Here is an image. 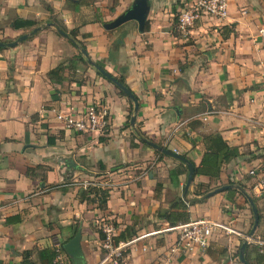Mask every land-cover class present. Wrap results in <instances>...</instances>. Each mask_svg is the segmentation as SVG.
<instances>
[{"label": "crops", "instance_id": "crops-1", "mask_svg": "<svg viewBox=\"0 0 264 264\" xmlns=\"http://www.w3.org/2000/svg\"><path fill=\"white\" fill-rule=\"evenodd\" d=\"M134 1L0 0V40L13 42L30 32L14 29L16 18L42 27L31 39L0 50V264H22L26 251L38 261L37 252L62 244L77 222L86 264H102L98 230L104 222H113L117 232L134 223L139 234L163 228L157 213L169 206L170 195L181 196L187 174L179 160L160 156L146 141L199 165L203 139L215 133L243 155L219 181L199 176L195 182L211 188L243 183L263 215L254 239L264 240V0H230L227 19L203 15L187 34L176 32L174 18L192 0H149L144 33L135 21L104 28ZM51 16L68 30L79 28L77 40L89 57L125 79L140 105L135 125L129 122L130 98L94 68L78 64L79 48L58 34ZM68 63L73 68L64 71L62 82L49 78ZM92 104L108 110L107 133H74L57 123V112H82ZM138 133L148 139L141 141ZM172 170L180 172L177 185ZM88 185L109 190L105 210L79 201L78 192ZM190 214L191 220L230 221L244 231L251 209L242 196L232 203L222 192L191 206ZM16 215L21 223L5 224ZM175 239L165 233L142 241L122 264L216 263L208 250L171 255ZM242 241L235 242L238 248Z\"/></svg>", "mask_w": 264, "mask_h": 264}, {"label": "trees", "instance_id": "trees-1", "mask_svg": "<svg viewBox=\"0 0 264 264\" xmlns=\"http://www.w3.org/2000/svg\"><path fill=\"white\" fill-rule=\"evenodd\" d=\"M185 8H186V5L184 6V8H182V10ZM48 11L51 14H53L52 8L49 7ZM49 23H54L56 26V30H57L58 34L61 35V32L66 34L67 38L71 41V43L74 46H76L77 48H79V50H80L79 55L75 58L77 60L78 64H81V65L86 66V67L94 68V70L96 71V73L100 77H102L105 80H107L108 82L112 83L110 80H108L99 71L98 68H95V66H92L88 62V58L83 56L81 50L82 49L86 50V46L83 44V42H79L77 40V37L80 35L79 28L76 27L72 30H68V28L63 23L56 20L53 16H51V18L49 19ZM174 25H175L176 32H180L179 28H178V13L177 12H175ZM39 26H40V24L38 22L26 20V19H22V18H16L13 21V27L16 30L21 29V30H26V31L27 30L32 31L33 29H35ZM148 28H149V26H148V24H146L145 31H147ZM176 34L179 35L178 33H176ZM34 35H32L29 39L34 37ZM90 36L91 35H89V37ZM0 41H2V40H0ZM2 42L7 43L6 41H2ZM4 49H7V48L0 47V50H4ZM95 63H96V66H98L102 69H105L104 64H102L100 62H95ZM67 68H73V67L70 63L61 64L56 69L49 72L48 76L51 80H53L54 76H59L60 82H62V80H64V76H63L64 71ZM116 79L120 83H122L125 87H127L129 89V87L126 84V81L123 77H118V78L116 77ZM116 89L118 90L120 95L127 97L126 94L123 91H121L117 86H116ZM129 100L132 104V110H131V114L129 116V122H130L132 115H133L134 104H133V101L131 99H129ZM108 129H109V125H108L105 133L108 132ZM137 135L140 136V137L137 136V138H139L141 141L145 142V139H148L146 136H143L139 133ZM203 142L205 145V152L203 154V157L201 159L200 164L196 165L191 159L188 158V160H190L194 164V167H195L194 180L192 182V184L194 185L193 191L192 192L188 191L186 193L185 186H184L181 196L175 195L168 202L169 206L167 208L160 209L157 213L158 221L161 222L162 224H166V226H164L163 228L168 227V226L174 227V226H177L179 224L190 222L191 221L190 207L205 202L207 200V195L210 192L214 191L216 188L224 186V185H220V186H216L214 188H211L210 185H204L202 183L196 184V182H195L196 177L205 176V177H208L210 180L219 181L220 176H221L224 168L227 165H229L230 163H232L233 161L241 158L243 155L239 148L230 146L219 133H215V134H212L209 136H205L203 139ZM157 153L162 157L168 156L162 152H157ZM184 157L187 158V155H185ZM178 162L180 163L181 166H183L185 168V173L187 174V178H188L187 166L181 161H178ZM179 173H180L179 170H172L170 172V179H171L172 183H174L176 185H177V181L174 180V178L176 176H178ZM228 184L235 186V188L225 191L229 195V200L232 203H235V196L236 195L242 196L245 199L246 203L250 206L252 218L254 220V214H253L251 205L249 203V200L245 196V192L248 193L247 187L243 183L235 182L233 180H230L228 182ZM161 189H162V185L158 184L156 187V193L161 194V192H162ZM190 194L194 195L195 198L189 199ZM249 196L254 200V203L257 206V198L252 196L251 194H249ZM109 197H110L109 190L98 187L96 185L95 186L88 185L86 188L81 189L78 192V199L80 202L87 203V204H95L96 203L97 207L101 210H105L107 208V203H108ZM258 211H259L260 221H261V218H262L261 210L258 208ZM21 221H22L21 217L19 215H16V216H12L10 218H7L5 220V224H8V225L9 224H18V223H21ZM260 221H259V224H260ZM253 224H254V222H253ZM157 227L160 228L159 226H157ZM71 229H72L71 236L68 237L62 244H60L61 251L64 253H65V251L63 249V246H64V244L69 242L75 236V234L77 233V231L79 229V223L77 222L76 224L72 225ZM140 231H141V229H137L136 223H134L132 226L125 227L124 230H122L121 232L118 231L119 233L117 234V236L115 237L114 240H115V242L128 241V240L134 238L135 236H137ZM98 233L100 235V238L103 240L105 238V235L103 234V232L99 229ZM254 238H255V236H254ZM215 244H216L215 241H213L210 244L209 248L207 249L208 254L215 260H216V257L218 258L220 256H227V249L225 248V246H224V248L223 247L219 248ZM240 250H241V246L239 245V253H240ZM104 253H105V250H104ZM34 254L35 253L33 251H26V253L24 255V259L22 261V264H52L53 261L58 256V252H57L56 248H47V249L38 251L37 252L38 261H35L33 259ZM244 256H245V259L248 262V264H264V255L259 253V247L256 244H253V243L248 244L247 247L245 248ZM68 264H72V263L69 262Z\"/></svg>", "mask_w": 264, "mask_h": 264}, {"label": "built area", "instance_id": "built-area-1", "mask_svg": "<svg viewBox=\"0 0 264 264\" xmlns=\"http://www.w3.org/2000/svg\"><path fill=\"white\" fill-rule=\"evenodd\" d=\"M230 0H192L186 8L178 13V28L187 34L201 16H207L218 21L228 18ZM264 38V24L259 30ZM56 121L62 129L80 134L103 135L110 123L109 112L99 104H92L82 112H76L73 108L69 111L57 112ZM254 174L253 171L250 172ZM259 194H264V182L259 183ZM100 230L105 235L102 247L105 257L102 264H122L125 254L138 243L148 240L153 236L165 233H175L176 239L170 249L171 255H187L197 251H205L213 241L224 238L226 240L228 261L226 264H242L240 261L237 240L245 239L248 244L253 243L259 247V253L264 255V240L245 236L230 221L200 218L174 227H165L159 230L142 232L128 241L115 242L117 228L111 221L100 225ZM58 256L52 264H68L60 245L56 247Z\"/></svg>", "mask_w": 264, "mask_h": 264}, {"label": "water", "instance_id": "water-1", "mask_svg": "<svg viewBox=\"0 0 264 264\" xmlns=\"http://www.w3.org/2000/svg\"><path fill=\"white\" fill-rule=\"evenodd\" d=\"M149 11H150L149 0H135L129 9H127L123 14L118 16L112 22L105 24L104 28L106 30L111 31V30H115V29L121 27L122 25H124L130 21H135L138 24L139 32L144 33ZM49 25L53 26V24H49ZM41 29H42V27L39 26V27L33 29L32 31H30L29 33H26V34L20 36L17 40H15L13 42L5 43V42L0 41V47H2V48L16 47L17 45L24 42L25 40H27L32 35L39 32ZM61 34L64 36H67L66 34H64L62 32H61ZM81 52H82L83 56L88 58V62L92 66H95V68H98L99 71L108 80H110L112 83H114L121 91H123L126 94V96L128 98H130L133 101L134 109H133V115L131 118V124L135 125L137 113L139 111L140 105H139V101L136 98V96L134 95V93L130 89L125 87L122 83H120L114 76H112L111 74L106 72L105 69H102V68L96 66V63L89 57L86 50L82 49ZM146 142L150 146L155 148L156 150L183 162L187 166L188 178H187V184L185 186V191L187 193L189 191V188H190L193 180H194V174H195L194 164L190 160H188V158L184 157V155H182V154H177L176 152H172V151H170L164 147L158 146L157 144H154L152 142H149V141H146ZM67 161L69 164L72 163V160H70V159H68ZM233 188H235V186H233V185H224L222 187L216 188L214 191L210 192L207 195V198H211V197L215 196L216 194L225 192V191H227L229 189H233ZM245 196L249 200V203L251 205V208H252V211L254 214L253 228L248 235L249 238H253L255 235V232L258 228V225H259L260 215H259L258 208H257L256 204L254 203V200L246 192H245ZM247 245H248V241L245 240L241 246L240 261L242 262V264H248V262L246 261L245 256H244V251H245V248L247 247ZM63 249H64L66 255L71 260L72 264H86L85 258H84V252H83V248H82V230H81V228L78 229L75 236L69 242L64 244Z\"/></svg>", "mask_w": 264, "mask_h": 264}, {"label": "rangeland", "instance_id": "rangeland-1", "mask_svg": "<svg viewBox=\"0 0 264 264\" xmlns=\"http://www.w3.org/2000/svg\"><path fill=\"white\" fill-rule=\"evenodd\" d=\"M194 185L192 184V187H193ZM174 196L172 195H170V198L172 199ZM233 214H235L234 212H233ZM251 215V218H249V222H247V225L245 224V226H243L245 229H244V231H241L245 236H248L249 235V233H250V231L252 230V228H253V222H254V220H253V218H252V214H250ZM262 217H263V215H262ZM207 219H212V218H207ZM219 221H223V222H226L225 220H219ZM258 229V228H257ZM256 232H257V230H256ZM255 232V233H256ZM254 238V237H253ZM241 240H243V241H245V239H241ZM243 241L241 242V244H243ZM216 242V246H218L219 248H224V246H225V244H224V240L223 239H218V240H216L215 241ZM227 261H228V256H220V257H216V263H214V264H226L227 263Z\"/></svg>", "mask_w": 264, "mask_h": 264}]
</instances>
